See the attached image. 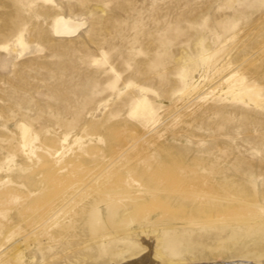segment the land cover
<instances>
[{"label": "rangeland", "instance_id": "1", "mask_svg": "<svg viewBox=\"0 0 264 264\" xmlns=\"http://www.w3.org/2000/svg\"><path fill=\"white\" fill-rule=\"evenodd\" d=\"M149 253L264 263V0H0V264Z\"/></svg>", "mask_w": 264, "mask_h": 264}, {"label": "bare ground", "instance_id": "2", "mask_svg": "<svg viewBox=\"0 0 264 264\" xmlns=\"http://www.w3.org/2000/svg\"><path fill=\"white\" fill-rule=\"evenodd\" d=\"M85 26H86V23L83 22V21H80L78 19H75V18H72V17H66L64 15H57L54 18V21H53V32H54V35L56 37H58V38H74V37H76L80 33V31H82V29H84ZM20 44L23 45V40L22 39H20ZM216 73L214 75H216ZM229 75H224L223 77H221L218 81L215 82V84H214L215 86L214 87L212 86V87H209L208 89H205V90H203V89L201 90L200 89L199 91H196L195 93H192V90L191 89L182 92L180 94V96H179L180 97L179 98V101H182L188 95L193 96L194 94H198L197 97H196V99H201L202 97H204L205 95H208L210 93H213V96H214V94H217L218 93V91L215 92L216 89L219 86H221V82L223 80H226L229 77ZM234 78L236 79L237 76H232L229 80L234 79ZM197 84H200V82H197ZM196 87H197V85L195 86V88ZM241 87H242V89H243V87H244V89H251V88H253L251 86H244L243 85V86H239V87H233V88H231V90L232 91H235L237 89H240ZM209 90H211V92L208 93ZM222 92H224V91L222 90ZM157 123H158V119H157V117H154V119L152 120V122H151L150 125L156 126ZM146 244H148L150 246V248H152L151 247V244H153V242L151 244L147 242ZM19 252H20V249L16 248L15 249V252L12 254V256L13 257H17L19 255ZM135 252H137V251H135ZM149 254L150 255H146L145 257L140 258V259H135V260L133 259V260H131L127 264H158V263H156V261L154 262L152 260V256H151L152 253H149ZM112 257H116V255H112ZM96 258H98V257H96ZM169 264H174V262L173 261H170ZM221 264H234V263L231 262V263H221Z\"/></svg>", "mask_w": 264, "mask_h": 264}]
</instances>
